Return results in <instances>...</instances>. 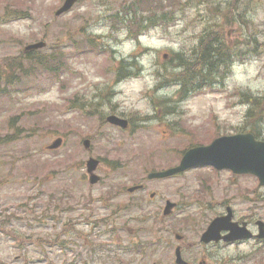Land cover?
<instances>
[{"label":"rangeland","instance_id":"1","mask_svg":"<svg viewBox=\"0 0 264 264\" xmlns=\"http://www.w3.org/2000/svg\"><path fill=\"white\" fill-rule=\"evenodd\" d=\"M223 1L77 0L56 16L63 0H0V65L25 62L23 47L39 40L46 42L41 54H63L55 73L39 68L22 83L0 82V264H174L176 233L191 264H264V247L255 241L199 240L227 205L250 228L264 220V186L255 176L204 166L146 177L176 164L190 145L247 131V105L238 92L264 93V0L238 12ZM131 5L173 20L132 38L134 22L122 20ZM200 30H213L246 54L221 90L176 101L175 85L157 87L175 72L162 54L179 52L182 60ZM133 55L138 69L128 68L116 83L120 61ZM110 87L116 94L101 105L97 94ZM109 103L129 118L128 130L105 121ZM58 136L62 144L47 149ZM89 156L102 160L92 185L85 174ZM138 183L144 188L126 191ZM167 199L177 206L163 216Z\"/></svg>","mask_w":264,"mask_h":264},{"label":"water","instance_id":"2","mask_svg":"<svg viewBox=\"0 0 264 264\" xmlns=\"http://www.w3.org/2000/svg\"><path fill=\"white\" fill-rule=\"evenodd\" d=\"M76 0H64L62 6L56 10L55 14L69 10ZM45 46V42L39 41L28 44L24 47V51H30ZM108 121L114 124L125 127L126 121L115 116H109ZM61 144V138L55 139L48 149H55ZM85 148L89 146V140L83 141ZM97 161L89 159L86 162L88 172L95 169ZM198 165H212L216 169H230L234 173H251L258 177L259 183L264 184V141L257 140L251 133H238L234 135L221 136L216 138L212 143L205 146H196L187 150L179 165L167 169L165 171L151 172L148 174L149 178H161L172 175L176 172H181L185 169ZM98 177L91 174L90 182L95 183ZM139 186H133L128 188L129 191H133ZM174 203L166 202L163 213L170 212ZM227 215L214 218L201 235V241L207 243L209 241H218L223 239L225 241H231L247 237V231L244 227H238L237 223L231 222V211L227 208ZM222 230H229V233L221 235ZM176 262L180 264H186L181 258L179 247L175 249Z\"/></svg>","mask_w":264,"mask_h":264},{"label":"trees","instance_id":"3","mask_svg":"<svg viewBox=\"0 0 264 264\" xmlns=\"http://www.w3.org/2000/svg\"><path fill=\"white\" fill-rule=\"evenodd\" d=\"M144 10L139 6H132L131 9L126 13L131 12L132 17L129 19V22H134V28L131 33L132 38H137L138 35L142 34L149 27L155 26L154 24L159 20V22H168L172 21V15L163 12L161 15H149L148 17L143 15ZM89 43L93 41L88 39ZM95 48V47H94ZM205 60L207 53L206 48L204 49ZM41 50L25 53L23 58L25 62H22L21 59H6L4 64L0 65V82L5 84H16L22 83L31 77V75L36 72V69H43L46 71H52L55 73V70L63 64V54L61 51L50 52L41 54ZM178 62L182 65L180 72H174L170 74L163 85L175 84L178 88L176 93L180 99H185L189 96H192L200 92L206 85L208 79H211L210 73L202 71L200 75L197 76L196 72L193 69V62L191 61V49L188 53L183 55L182 60L180 57H176ZM135 60H133L134 63ZM192 62V64H191ZM4 91V90H2ZM240 96L242 97L243 103L247 104V109L245 110V119L247 121L246 130L252 132L256 137L261 136L260 132V123L264 122V94L263 95H253L249 91H240ZM260 124V125H259ZM63 245L64 243L61 242Z\"/></svg>","mask_w":264,"mask_h":264},{"label":"flooded vegetation","instance_id":"4","mask_svg":"<svg viewBox=\"0 0 264 264\" xmlns=\"http://www.w3.org/2000/svg\"><path fill=\"white\" fill-rule=\"evenodd\" d=\"M261 1L262 0H224L223 4L225 6H227V7L230 6L233 10H235V12H236V10L238 12V11L252 10L258 4H260ZM236 16H237L238 20L244 21V18L242 17L241 13H238ZM210 40H211V43L215 42V37H210ZM238 40L239 41L241 40L240 36L238 37ZM210 48H211V52L213 53L214 52V49H213L214 45L211 44ZM106 95H107L106 93H101L100 94V96H106ZM115 113H119V112L116 110ZM99 164H101V160H99ZM247 226L250 228L251 222H247ZM250 240H254L256 243L261 245L262 248L264 247V239H257V238L254 237L253 239H250ZM238 242H242V241H238ZM188 264H191V262L189 261Z\"/></svg>","mask_w":264,"mask_h":264}]
</instances>
